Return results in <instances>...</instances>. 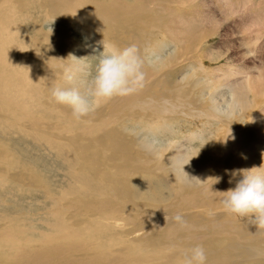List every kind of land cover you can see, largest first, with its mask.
I'll return each instance as SVG.
<instances>
[{"label":"bare ground","instance_id":"6f19581e","mask_svg":"<svg viewBox=\"0 0 264 264\" xmlns=\"http://www.w3.org/2000/svg\"><path fill=\"white\" fill-rule=\"evenodd\" d=\"M180 1L0 0V185H7L5 194L13 199L11 208L2 209L0 193V264H182L196 245L204 247L207 264L264 260V228L227 212L223 195L212 192L235 187L241 177H232L231 170L264 166V117L256 122L248 118L245 125L239 117L234 119L257 103V97L249 102L250 85L237 80V70L196 71L201 39L187 33L186 26L181 28L184 16H167L175 15L170 5ZM211 17L202 25L210 24ZM53 20L81 26L88 38L112 30L116 44L134 23L150 25L159 40L186 34L170 39L165 50L159 48L156 54L141 53L147 42L140 45L138 54L144 64L156 71L144 69L143 89L109 101L99 112L118 117L121 111L137 108L144 118L168 131L182 121L179 118L185 119L180 115L190 119L189 124L203 123L202 129L186 135L188 141L201 138L203 152L193 158L176 152L175 158L165 157L166 165L145 157L140 148L130 155L129 144L115 133L117 121L107 130L111 121L104 114L67 123L65 116L72 115L71 110L53 101L50 88L59 86L65 71L59 58L71 54V45L45 29ZM148 35L149 30L137 35L129 45ZM162 51L167 52L171 68L169 80L157 93L164 62L156 63L162 58L151 56ZM177 59L195 63L185 70L176 65ZM151 84L153 93L145 94ZM225 90L233 93L228 104L232 112L226 115L230 121L219 107ZM66 127L78 134L63 137ZM97 128L100 138H96ZM205 129L213 134L212 140L203 138ZM25 143L34 148H26ZM139 144L152 148L146 141ZM51 162L56 163L54 168L47 165ZM63 168L66 177L57 189L52 178ZM259 171L264 172V167ZM157 173L165 175L160 178ZM50 205L52 225L30 233L18 207L27 206L31 214ZM176 215L183 217L186 226L174 219ZM251 228L257 230L250 232Z\"/></svg>","mask_w":264,"mask_h":264},{"label":"rangeland","instance_id":"374dc122","mask_svg":"<svg viewBox=\"0 0 264 264\" xmlns=\"http://www.w3.org/2000/svg\"><path fill=\"white\" fill-rule=\"evenodd\" d=\"M170 6V8H173L175 15L167 16L170 19L177 18L179 14L184 16V20L186 22L179 23L180 25H183L181 28L186 26V29H188L187 33H191L193 36H198L199 39H201L199 45L196 44L198 52L196 54H201V57L199 55V59L195 57L198 60L197 64H195L196 71L202 68L206 70L208 69V71L221 68L225 72L230 71V69H232L231 71L237 70L240 73L238 74L237 80L243 83L246 82V84L250 85L248 94L249 102L252 104V99L257 97L255 109L250 108L249 112L244 110L243 112H240V116H236L235 114L234 119L239 117L240 121H242L240 124L245 125L248 118L250 122H256L260 116L264 117V0H181L180 3H173ZM208 16H212V21H210V24L207 23V25H202V21ZM129 27L130 33L119 44H116L117 39L112 30L106 31V34L105 32H102L96 38H88V32L83 31L81 26H74L70 23L65 24L56 20L45 24V29L48 31V33H56L61 35L64 43L70 41V43L67 44L71 45V54L68 55L64 53L59 59L61 64L64 65L65 69L70 68L77 70L76 85L80 88H85L94 74L96 65L100 59L99 55L104 50L103 41L106 44H114L119 47H124L128 46L137 35L141 36V34L149 30V35L145 37V39H142L140 43L135 44V46L138 49L140 45L147 42L141 53L156 54L159 53V48L165 50L163 46L165 44H169L168 42L170 39L176 40L178 37L186 35L180 34L175 37L170 36L167 39L162 36L163 40H159L156 39V30H150L153 29L150 25L144 24V26L139 27V25L134 23ZM189 30H191L193 33ZM109 32H112V34H109ZM187 39L188 38H185L184 40ZM164 41L165 43L162 44ZM82 47L84 48L83 50H81ZM139 52L140 51L138 49V53ZM160 54L161 55H158L157 57L151 56V58L155 60H160V58H162L160 61H156V63L164 62V65L161 67L163 69L161 78L156 84L158 87L157 93L162 90L163 86L169 80V70L171 68V61L167 52L162 51ZM177 60L178 61L176 65H183L185 70H189L195 63L189 62L188 64V60ZM202 61H204V65L202 64ZM174 64L175 62L173 63L172 67ZM144 69L156 71V68H153L151 64H144ZM58 83L60 87L72 86L63 79V76L60 77ZM146 90L147 91L145 94L153 93V85H148ZM225 92L226 93L223 95L225 99L221 100L219 107L221 113L224 114L223 118L227 121H230L231 119L226 115L232 112V108H230L228 104H232L231 101L233 93L230 90H225ZM229 94L232 95L230 96ZM223 96H221L220 99ZM107 103L108 102L99 105L90 115L84 117L83 120H93L94 113L104 114L106 115L107 120L111 121V123L107 126V130L113 124V122L117 121L115 133L122 141L129 144L130 155L137 152V148H140L141 153L145 157H149L155 161H161L162 164L169 165L168 161L165 160V157L175 158L176 152H181L183 156L190 154L192 158L195 155L203 152L201 138L198 137L193 141H188L189 138L187 139L186 136L191 134V132L199 130L200 128L202 129L203 123L201 125L198 123L194 125L195 122L193 121L194 123L189 124L190 119L188 121L186 117L180 115L185 119L179 118L182 121L174 124V126L177 127H171L170 131H173V133H171L168 130H161L164 129V127H159L155 122L144 118L137 108L121 111L118 117H116V115L111 112H99L100 109L104 110L107 107ZM74 119L75 118L72 115L67 114L65 116L67 123H71ZM262 123L264 125V121ZM25 128L28 127L26 126ZM52 128L56 129V126L54 125ZM151 128L154 130L153 133L151 132ZM214 128H218V124H215ZM242 128L244 127H241V129ZM97 130L98 128L95 131L96 138H100L102 135H99ZM205 130H207V133ZM205 130L203 138L208 136V138L212 140L211 138H213V134L210 133L211 131H208V129ZM75 134L78 133L76 131L70 130L68 127H66L63 131V137L65 138ZM1 139L2 137L0 136V140ZM145 141L152 145L150 150L146 149V146L144 147L139 144V142L145 143ZM23 146L26 148H34L29 143H25ZM40 153L41 152L39 151L35 154L40 155ZM263 156L264 155H262V158ZM192 158L187 160L185 164L189 165L188 163L192 160ZM44 163L46 164V162ZM47 165H49L51 168H54L56 163L51 162L50 164L47 163ZM256 167L258 168V166ZM66 172L67 169L63 168L59 170L58 174L53 176L52 179L55 183L54 186L58 185L57 189L61 188L58 183L65 179ZM173 174L177 177L181 175V173L177 172L176 170L173 171ZM164 175V173H157V176L160 178L164 177ZM158 185L161 184L158 183ZM195 186L196 184H193V187ZM31 188L43 190L44 187ZM7 191V185L1 184L0 193L2 194V209L11 208L13 203V199L8 198L5 194ZM164 196V193H162L161 197ZM29 201L30 198L25 200V202ZM18 208L21 212V217H23L22 219L24 221V225L30 233L38 234L42 231H45V229H48L52 225L50 224L53 222L52 215H54L51 212L52 205H50V208L48 209H39L32 212L31 214L28 213L27 206L24 208ZM65 213L70 215L69 212ZM11 215L15 216V214ZM237 222L240 221L237 220ZM46 224L49 225L46 226ZM253 229L251 228L250 232H255L257 230V228ZM34 238L37 239V237ZM253 264H264V260L254 262Z\"/></svg>","mask_w":264,"mask_h":264},{"label":"clouds","instance_id":"9594fccd","mask_svg":"<svg viewBox=\"0 0 264 264\" xmlns=\"http://www.w3.org/2000/svg\"><path fill=\"white\" fill-rule=\"evenodd\" d=\"M103 49L94 74L83 90L76 85L77 70L70 68L65 69L63 79L72 86L50 88L53 101L69 108L77 120L90 115L102 103L138 93L145 85L144 61L134 44L119 47L103 41ZM262 167L231 170L232 177H241L235 187L225 192L212 190L223 195L221 203L227 212L249 218L259 228H264V172L259 171ZM174 219L182 227L186 226L182 216L176 215ZM182 264H207L204 247L196 245L189 249Z\"/></svg>","mask_w":264,"mask_h":264}]
</instances>
